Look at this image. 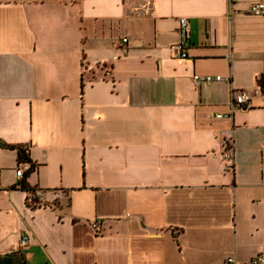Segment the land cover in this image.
<instances>
[{
    "label": "crops",
    "instance_id": "obj_1",
    "mask_svg": "<svg viewBox=\"0 0 264 264\" xmlns=\"http://www.w3.org/2000/svg\"><path fill=\"white\" fill-rule=\"evenodd\" d=\"M259 3L154 0L134 15L136 0H0V264L264 257ZM240 91L250 105L225 117Z\"/></svg>",
    "mask_w": 264,
    "mask_h": 264
},
{
    "label": "built area",
    "instance_id": "obj_2",
    "mask_svg": "<svg viewBox=\"0 0 264 264\" xmlns=\"http://www.w3.org/2000/svg\"><path fill=\"white\" fill-rule=\"evenodd\" d=\"M122 2L126 3L128 1L132 0H121ZM138 2V5L133 7L131 12L134 15H145L148 14L154 5V0H136ZM250 12L253 15L256 16H264V4L259 3L255 4L251 7ZM188 30H189V21L186 17H181L179 19V34L181 36V40L178 44L174 46V50L176 51V55L180 58L186 59L188 58V54L186 51V45H187V38H188ZM123 43H127L128 39L124 38L122 40ZM194 82L199 85L201 83H209V82H217L223 80V77L221 75L217 76H211V75H194L193 76ZM251 102V96L247 91H240L237 94L232 95V102H231V109L230 113L228 115H225V117H232L234 112L239 109H246L248 108V105H250ZM218 118L224 117V115H218ZM224 158L230 162V165L228 166V169H232V161H233V153L227 152L224 154ZM32 170V165L28 162H24L20 165V167L17 169L16 174L20 181H22L24 175ZM43 191L40 189H36L31 193L29 201L34 204H43ZM96 235H100L103 231V224L100 221V219L95 220L90 224ZM28 243V238L24 237L21 240L20 245L23 247ZM226 264H242L238 262L234 257H228L226 259ZM243 264H264V257L258 256L247 263Z\"/></svg>",
    "mask_w": 264,
    "mask_h": 264
},
{
    "label": "trees",
    "instance_id": "obj_3",
    "mask_svg": "<svg viewBox=\"0 0 264 264\" xmlns=\"http://www.w3.org/2000/svg\"><path fill=\"white\" fill-rule=\"evenodd\" d=\"M19 158H20L21 162H28V163L30 162L29 158H28V156L26 154V151L23 150V149H20ZM32 168H34V167L32 166ZM21 188L24 189V190H28L31 193L34 191V190L30 189L29 186L27 185V183H25V182L21 183Z\"/></svg>",
    "mask_w": 264,
    "mask_h": 264
}]
</instances>
